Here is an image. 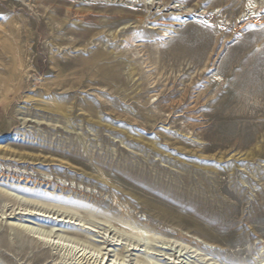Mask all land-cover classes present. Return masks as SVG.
<instances>
[{
	"label": "rangeland",
	"instance_id": "1",
	"mask_svg": "<svg viewBox=\"0 0 264 264\" xmlns=\"http://www.w3.org/2000/svg\"><path fill=\"white\" fill-rule=\"evenodd\" d=\"M0 79V264H264V0H0Z\"/></svg>",
	"mask_w": 264,
	"mask_h": 264
},
{
	"label": "bare ground",
	"instance_id": "2",
	"mask_svg": "<svg viewBox=\"0 0 264 264\" xmlns=\"http://www.w3.org/2000/svg\"><path fill=\"white\" fill-rule=\"evenodd\" d=\"M123 1V0H122ZM259 2H260V4H261V0H259ZM256 3V2H255ZM176 9V8H175ZM176 10H180V9H176ZM182 11V10H181ZM183 12V11H182ZM96 14H94L93 12H86L84 15H82V16H80L82 19H80L79 20V18L77 19L78 21H79V25H81V24H83L84 22H87V20H89V25H92V24H95V25H97V26H100L102 23L101 22H99L98 21V23H96V22H92L91 21V19H92V17H94ZM68 16H70V15H68ZM255 16L254 15H250V17H248L247 19H244L243 21H247V22H254L255 20H256V18H254ZM84 18H88V19H84ZM135 18H137V19H139V20H141V17H139V16H135ZM67 20H69V19H67ZM61 21V23H59L58 25H59V27H61V28H65L64 26H66L67 25V22H65L64 20H60ZM91 21V22H90ZM64 24V26L62 27V25ZM85 24V23H84ZM96 27V26H95ZM60 28V29H61ZM89 29H86L83 33H85V37H89V35H90V30H91V28L92 27H88ZM97 33H95V34H93V36L94 35H96ZM92 36V37H93ZM5 81H6V79H0V89H1V91L2 92H6L7 93V89L4 91V86H6V85H4L5 84ZM50 105V104H49ZM53 106V105H52ZM59 110H61V109H59ZM1 174V173H0ZM1 176H3V173L1 174ZM8 176V178H15V176L17 177V178H21V176H17V175H13V174H8L7 175Z\"/></svg>",
	"mask_w": 264,
	"mask_h": 264
}]
</instances>
